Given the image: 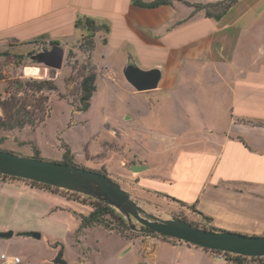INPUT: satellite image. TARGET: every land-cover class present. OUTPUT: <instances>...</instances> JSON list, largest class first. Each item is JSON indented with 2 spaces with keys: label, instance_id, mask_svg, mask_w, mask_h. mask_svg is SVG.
I'll return each mask as SVG.
<instances>
[{
  "label": "crops",
  "instance_id": "crops-1",
  "mask_svg": "<svg viewBox=\"0 0 264 264\" xmlns=\"http://www.w3.org/2000/svg\"><path fill=\"white\" fill-rule=\"evenodd\" d=\"M80 19L103 27L93 34L96 91L87 111L99 80L108 99L124 92V114L119 120L102 121L128 125L119 132L105 128L104 134L130 140L135 150L158 159L155 164H132L146 169L131 178L164 198L194 206L216 229L264 235V0H239L219 21L178 0L155 8L135 6L132 0H0V73L6 72V59L14 61L37 45L40 50L32 59L53 46L64 50L63 60L66 50L79 56L80 40L87 35L83 24L76 27ZM96 40L103 47L98 69L93 60ZM130 65L159 70L156 88L138 91L125 77ZM149 118L162 130L150 137L143 126L152 123ZM150 138L161 142L159 151L152 152ZM10 180L0 182L1 207L20 200L30 206L29 199L40 194L53 197L47 190L24 187L22 180ZM154 182L169 186L175 196ZM7 231H17L10 221L0 224V232ZM29 232L34 231L22 233ZM123 239L122 255L135 248L137 264H155L161 244L170 249L172 264H213L200 248L149 236ZM87 249L86 256L81 252L85 263L91 259L92 250ZM1 255L16 257L0 248ZM63 258L66 261L64 252Z\"/></svg>",
  "mask_w": 264,
  "mask_h": 264
},
{
  "label": "rangeland",
  "instance_id": "rangeland-1",
  "mask_svg": "<svg viewBox=\"0 0 264 264\" xmlns=\"http://www.w3.org/2000/svg\"><path fill=\"white\" fill-rule=\"evenodd\" d=\"M102 49V45L97 43L93 54L97 69L100 63H103L100 58ZM39 50L40 47L37 45L28 53L16 57L14 61L6 59L3 62L2 67L6 72L0 73V100L6 101L12 98L14 103L27 112V116L35 119L37 124L25 126L22 130L0 129V151H9L20 157L30 158L35 148L39 150L43 160L59 162L62 159L64 145H68L67 142L71 143V151L74 150L72 152L74 163L77 166L104 170L109 179L118 183L148 212L166 219L176 217L203 229L201 218L189 206L147 190L140 186L137 180L131 178L140 175V173L128 170L132 164L141 161L155 164L158 162L155 156L138 152L130 140L117 139L114 134H109L111 138H108L104 134L106 133L105 128L115 132L125 131L128 124L124 121L117 125H106L102 121L103 119L108 122L119 120V117L124 114L125 93L122 92L117 98L110 94L108 99V91L99 80L97 82L98 93L92 101V108L86 112H76V107L79 105L77 100L81 94V81L92 67L88 59L90 55L80 50L78 56L66 50L62 69L56 72L44 65H39L32 59V55ZM26 67H38V78L26 77L24 75ZM32 80H53L57 90L37 94L25 85ZM17 82H20V85ZM45 95H49L47 103H43ZM40 102H42L41 106ZM38 106L43 109L39 110ZM4 113L5 110L0 108V120L4 119ZM37 118H45V121L38 124ZM149 119L152 122L153 119ZM144 124L143 126L148 127L151 132L147 134L148 137L162 131L160 125L155 122ZM147 140L152 152L161 149L160 141L153 138ZM4 181L12 180L0 177V182ZM20 184L26 188L30 185L29 181L25 180L20 181ZM151 184L160 187L162 192L174 196L176 194L169 186L155 182ZM48 194L53 197L40 194L39 197L28 198L32 201L29 202L30 206L24 205L23 200L16 205L6 204L3 207L0 205V224L10 221L13 228L17 230L11 238L0 240V248L20 258L19 264H53L52 260L60 250H63L68 264H137L136 257L139 254L135 248L129 254L122 255L125 241L116 234V229L122 231L128 239L146 235L124 229L111 216L102 217L101 222L96 223L92 228H81V217L88 216L94 210V202L80 194L60 189L49 190ZM26 230L40 232L43 237L41 240H35L19 235ZM154 238L174 246L195 247L175 239ZM161 245L165 247L160 246L162 250H158V259L155 264H172L170 249L165 244ZM85 249L92 250L91 259L86 263L81 256V252L84 256L88 254ZM207 253L212 258L210 261L217 264L215 255L211 252ZM223 264H231L230 258ZM246 264H264V258L259 261L247 260Z\"/></svg>",
  "mask_w": 264,
  "mask_h": 264
},
{
  "label": "water",
  "instance_id": "water-1",
  "mask_svg": "<svg viewBox=\"0 0 264 264\" xmlns=\"http://www.w3.org/2000/svg\"><path fill=\"white\" fill-rule=\"evenodd\" d=\"M64 50L53 46L33 59L53 70L62 66ZM126 79L138 90L156 88L160 72L157 69L142 71L130 65L125 69ZM143 165H133L129 171L140 173ZM0 175L44 184L56 189L84 195L99 201L120 214L133 232L180 242L213 252H223L244 258H264V235L253 236L229 231L201 229L176 217L169 219L148 212L107 175L79 167L75 164L49 162L43 159L20 157L9 151H0ZM40 240L38 232L20 234ZM12 231L0 232V239H9ZM53 264H67L61 250Z\"/></svg>",
  "mask_w": 264,
  "mask_h": 264
},
{
  "label": "trees",
  "instance_id": "trees-1",
  "mask_svg": "<svg viewBox=\"0 0 264 264\" xmlns=\"http://www.w3.org/2000/svg\"><path fill=\"white\" fill-rule=\"evenodd\" d=\"M173 1L174 0H154L150 3H145L141 0H132V4L138 7H142V8H155L161 5H171ZM178 1H181L193 7L196 11L203 10L205 12L206 17L219 21L224 16V14L228 11V9L234 4H236L239 0H216V2L214 3H209L205 5L189 4L188 2H185L182 0H178ZM81 24L84 25L87 35L82 37L81 44L79 45V49L82 48L84 51L80 49L81 52L83 53L86 52L88 56L90 55V58L88 57V59H90V63H91V52L94 48L93 34L99 30H102L103 27L96 25L95 22L89 19H80V21L76 22V27ZM69 53H72V52L69 51ZM91 66L92 67H90L89 73L85 77H83L81 84H80L81 94L77 100L79 104L76 107L77 112H85L88 110V108L90 107V99L92 95L94 94V92L96 91V86H95L96 72H95V68L92 65V63H91ZM17 83L18 85H20L19 84L20 82H17ZM25 85L28 86V89L35 91L37 94L44 92V91L51 93L57 90V87L55 83L53 82V80H32L28 83H25ZM43 98H44L43 103L49 102V95H45ZM41 103L42 102H40V106H41ZM0 108H3L5 110V113H4L5 117L4 119L0 120V129L2 130H6V131H11L14 129L22 130L25 126H34L37 124L35 123V119L27 116V112H25L23 108L18 106L17 103H14L12 98L6 101L0 100ZM42 109L43 108L40 107L39 110H42ZM37 120L39 121L38 124H42L45 121V118L43 119L37 118ZM63 149H64V152L62 154V159L59 162L65 163V164H74L73 162L74 157L71 153L70 148L67 145H64ZM30 158L43 159L40 157L39 150L35 148H34V153L32 156H30ZM99 172L107 175L104 170H99ZM0 177L16 179V178L2 176V175H0ZM29 184L33 187L47 190V191L56 189V188H53V187H50L44 184H39L35 182H30V181H29ZM84 197L94 202L93 203L94 210L88 216L81 217V228L93 227L96 223L99 224L101 222L100 220L102 217L111 216L119 222V226L123 227L124 229L128 231H131V229L127 225V222L114 209L90 197H87V196H84ZM190 208L191 210H193L194 213H196L201 218L203 229L211 230V231H220V229H216L215 227L212 226V219L210 217L197 211L194 206H191ZM116 233L119 234L121 237L128 239V237L122 231L116 229ZM146 236H149V235H146ZM151 237H156V236H151ZM205 251L214 253L213 251H208V250H205ZM227 256L230 258L231 264H246L247 260H251V261L261 260V258H249L248 259V258H244L241 256L230 255V254H227Z\"/></svg>",
  "mask_w": 264,
  "mask_h": 264
},
{
  "label": "clouds",
  "instance_id": "clouds-1",
  "mask_svg": "<svg viewBox=\"0 0 264 264\" xmlns=\"http://www.w3.org/2000/svg\"><path fill=\"white\" fill-rule=\"evenodd\" d=\"M37 63H42V62H37ZM38 74H39L38 67H26L24 69V75L26 77L38 78ZM13 261H15V264H19V258H13V257L7 258V264H13Z\"/></svg>",
  "mask_w": 264,
  "mask_h": 264
},
{
  "label": "built area",
  "instance_id": "built-area-1",
  "mask_svg": "<svg viewBox=\"0 0 264 264\" xmlns=\"http://www.w3.org/2000/svg\"><path fill=\"white\" fill-rule=\"evenodd\" d=\"M213 254L215 255V259L219 262H225L229 258L227 254L223 252H214ZM0 258L3 260V264H7V258H5L4 255H1ZM13 264H15V261H13Z\"/></svg>",
  "mask_w": 264,
  "mask_h": 264
},
{
  "label": "flooded vegetation",
  "instance_id": "flooded-vegetation-1",
  "mask_svg": "<svg viewBox=\"0 0 264 264\" xmlns=\"http://www.w3.org/2000/svg\"><path fill=\"white\" fill-rule=\"evenodd\" d=\"M58 253H59V251H58Z\"/></svg>",
  "mask_w": 264,
  "mask_h": 264
}]
</instances>
